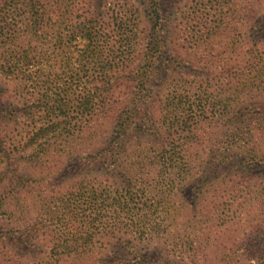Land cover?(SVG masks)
<instances>
[{
  "label": "rangeland",
  "instance_id": "rangeland-1",
  "mask_svg": "<svg viewBox=\"0 0 264 264\" xmlns=\"http://www.w3.org/2000/svg\"><path fill=\"white\" fill-rule=\"evenodd\" d=\"M69 2L78 10H62L75 17L95 8V28L112 30L113 18L127 16L126 46L138 44L142 58L158 47L161 56L147 88H128L134 74L124 75L99 122L82 112L77 62L26 58L16 62L17 81L0 77V264H264V0ZM53 82L59 97L70 96L57 121L90 127L88 137L24 139L32 123L26 93ZM145 93L140 128L151 144L130 158L101 153L118 132L120 104ZM235 142L250 144L242 169L233 165L241 153L233 167L225 161L238 152ZM166 159L184 166L186 188L166 190L163 178L176 172ZM125 171L143 174L157 191L137 193L140 223L127 208L120 212L123 225L135 221L132 233L100 235L98 222H112L118 201L129 203ZM152 198L156 209L148 210Z\"/></svg>",
  "mask_w": 264,
  "mask_h": 264
},
{
  "label": "trees",
  "instance_id": "trees-1",
  "mask_svg": "<svg viewBox=\"0 0 264 264\" xmlns=\"http://www.w3.org/2000/svg\"><path fill=\"white\" fill-rule=\"evenodd\" d=\"M48 1L49 5L46 6L45 4H39L40 0H0V37L2 40V44H0V77H3L6 82L17 81V78L13 76L18 61V67L22 62H30V60L35 64H41L42 58H48L55 61V63L61 59L77 62L84 74L83 79H85L82 86L77 85L81 92V99L79 97L78 99L82 103V112L83 114L87 112L86 117L93 115L95 112L96 122L105 120V114L108 111V100L115 94V88L124 87L123 78L125 74L130 76L132 73L134 74V78L128 79V83L126 82L128 88L134 83L147 88L153 82L155 72L152 68L159 60L162 49L158 47H156V50L154 48L148 49V51H152L151 55H145L142 58L138 44H135L133 48L126 46L127 42L125 40H128L129 32L124 29L123 25L130 22L127 16L113 18L116 22L111 25L112 30L109 29V23L105 27L95 28V8L94 12H85L84 16L80 14L75 17L73 13L65 14V11H63L68 6L73 7L75 12L78 10L75 9V5L69 2L70 0H66L65 3L64 0ZM84 1L82 0V3ZM150 3L155 6V0H150ZM89 6H94V4ZM49 8L51 9L49 10ZM21 9L22 13L17 14L18 10L20 12ZM153 15H155L154 19H157V14ZM76 18L82 19L83 22L76 24L74 27L69 26V24L76 22ZM61 23H65L66 26L63 27ZM26 42L30 48L27 47ZM41 46H48L49 52L44 51ZM72 87L73 85L67 84L66 88L72 89ZM79 88L74 90L77 91ZM30 89V93H26V95L31 99L30 105H27L30 107L28 120L32 123L31 130L29 129L26 132L25 140L28 142L35 141V143L41 140V142L47 143L49 140H58L62 137H66L68 140L82 139L91 134L90 127L84 126L77 130H71L70 126H63L57 121L59 119L58 113L65 105L64 102L69 105L70 96L65 99L59 97L54 82L47 87L45 84H42V86L35 85L33 88L30 86ZM146 94L149 93H145L137 100L133 99L131 102L120 104L121 112L117 115L118 132L114 137L109 136L107 138L106 142L111 145L107 149H102L101 153H105L113 159L118 158L119 155L130 158L132 153H142L145 144H151L150 142H142L144 131L143 128H140L144 126L145 122V116L143 118L142 115L143 107L148 104ZM91 110L93 113H90ZM97 128L96 125L95 144L100 143L99 139L101 140V134ZM245 130L249 129L244 128ZM38 132L42 136L38 135ZM235 132L238 134L239 129H236ZM110 137L111 140L109 141ZM235 144L233 149L238 152L227 155L225 161H229L228 166L230 168L235 165L236 168L241 167L242 169V160L249 155L250 152L247 147L250 144L247 142H235ZM153 146H156L157 150L160 151L158 144H153ZM236 153L242 155L240 160L232 165V159H234ZM166 160L169 168L176 171L170 172L171 176L167 174L170 178H163L166 190L170 192L175 189L186 188L188 182L184 178V166H176L171 164L170 159ZM125 173L126 183L122 185L127 188L130 195L129 203L126 207H123L124 205L118 201L116 210H113L115 217L112 222L103 220L98 222L97 230L100 235L114 236L123 228L126 232L132 233L135 221L132 222L131 219L130 224L123 225L120 220V212L124 213L123 208H127L131 216L140 217L137 219V223H140L141 216H137V205H139L137 193L143 190L149 195L157 191V184L151 186L142 180L143 174L138 175L136 178L135 175H130L131 171H125ZM118 199L120 200L121 197H118ZM153 199L155 198L150 199L151 205L148 210L156 209V201Z\"/></svg>",
  "mask_w": 264,
  "mask_h": 264
}]
</instances>
